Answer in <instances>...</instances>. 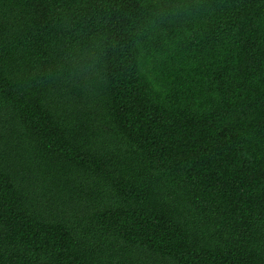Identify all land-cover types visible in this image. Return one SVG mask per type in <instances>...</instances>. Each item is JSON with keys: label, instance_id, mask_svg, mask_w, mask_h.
I'll use <instances>...</instances> for the list:
<instances>
[{"label": "trees", "instance_id": "1", "mask_svg": "<svg viewBox=\"0 0 264 264\" xmlns=\"http://www.w3.org/2000/svg\"><path fill=\"white\" fill-rule=\"evenodd\" d=\"M0 264H264V0H0Z\"/></svg>", "mask_w": 264, "mask_h": 264}]
</instances>
